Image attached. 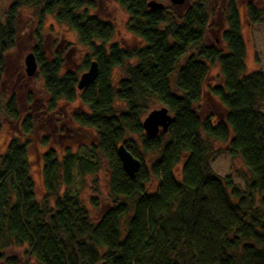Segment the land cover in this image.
I'll return each instance as SVG.
<instances>
[{
    "label": "trees",
    "instance_id": "trees-1",
    "mask_svg": "<svg viewBox=\"0 0 264 264\" xmlns=\"http://www.w3.org/2000/svg\"><path fill=\"white\" fill-rule=\"evenodd\" d=\"M112 1L126 12L127 31L142 46L112 43L114 24L88 14L96 0H12L0 16V83L25 9L38 18L39 36L46 16L76 33L88 50L81 73L93 61L98 66L96 80L79 91L78 74L62 73L60 52L48 60L41 40L33 49L48 109L80 100L88 113H77L74 121L93 129L98 141L89 157L66 152L59 159L54 150L45 152L39 200L28 144L11 139L0 156V251H25L24 261L9 258L5 264H264V72H247L239 12L244 5L250 24H264V4L225 0L224 52L205 41L217 0H198L180 19L167 7L151 10L148 0ZM216 65L222 82L205 94ZM115 69L123 72L117 85ZM204 96L217 99L222 110L218 105L215 114L201 112ZM154 104L166 107L172 122L167 133L150 138L142 122ZM4 110L11 122L20 121L22 135L32 133L33 117L20 120L14 96ZM216 143L228 144L230 156L246 166L244 190L213 171ZM121 144L141 162L134 179L122 167ZM101 158L109 164L112 206L92 220L79 194L67 189L75 172L81 178L97 173Z\"/></svg>",
    "mask_w": 264,
    "mask_h": 264
},
{
    "label": "rangeland",
    "instance_id": "rangeland-1",
    "mask_svg": "<svg viewBox=\"0 0 264 264\" xmlns=\"http://www.w3.org/2000/svg\"><path fill=\"white\" fill-rule=\"evenodd\" d=\"M12 0H0V16L4 19V14ZM97 7L88 9V14L97 16L103 21L111 22L116 29L112 43H118L121 47L132 48L142 46V41L131 35L126 28L128 15L112 0H96ZM151 1V0H148ZM169 9L170 14L180 19L186 9L198 0H186L183 6L171 4L169 0L159 1ZM264 4V0H260ZM225 0L212 2L209 25L206 30L205 41L209 45H218L221 50L226 52L224 43L221 42V34L227 29L225 15L222 7ZM242 36L246 47V68L247 72H264V24H250L246 19L245 6L239 8ZM38 18L32 9H25L20 12L17 25L16 45L6 56V68L0 83V156L5 152L11 139L19 137L21 142L28 144V159L30 173L36 185L37 198L40 200L44 193L43 183V154L49 149L56 152L61 159L66 152L89 157L88 151L93 144H96L98 137L96 132L90 128H82L74 121L77 113H88L80 100L73 103L60 101L54 111L48 109L49 96L43 87V81L38 71L33 77L26 75L25 58L33 53L34 47L39 40L48 60H51L55 51L61 53L65 58V65L62 73L67 71L78 74L80 78L81 69L88 50L82 47L77 35L67 26L59 24L52 16H46L40 29V36L36 33L38 29ZM86 71V70H85ZM84 71V72H85ZM113 82L117 85L123 76L121 69L113 71ZM219 66L212 67L205 82L204 92L207 93L209 86L220 84ZM14 96L19 109L20 120L27 115L33 117L32 133L24 136L20 131V121L11 122L4 110L5 102ZM206 96V95H205ZM204 96V97H205ZM214 103H213V102ZM204 98L198 105V109L204 114H215L219 101ZM164 107L161 104H154L150 112ZM222 110V107L220 106ZM264 112V108L262 109ZM217 120L214 118V121ZM139 141L137 136L129 135ZM213 171L222 179L230 178L235 185L243 190L245 181L249 178L248 170L240 158H232L229 153V145L216 143L214 154L211 161ZM182 164L175 168V176L181 178ZM65 188L61 189V195ZM71 193L77 192L83 205L89 210L92 220L112 206V199L109 194V164L106 159L101 158L100 170L91 175L78 177L75 172V180L67 189ZM157 190V183L151 186L150 192ZM95 200V201H93ZM24 247L11 246L0 251V264H5L9 258L24 261Z\"/></svg>",
    "mask_w": 264,
    "mask_h": 264
},
{
    "label": "water",
    "instance_id": "water-1",
    "mask_svg": "<svg viewBox=\"0 0 264 264\" xmlns=\"http://www.w3.org/2000/svg\"><path fill=\"white\" fill-rule=\"evenodd\" d=\"M171 4L176 6H183L186 0H169ZM147 6L151 10H162L164 5L155 0L148 2ZM26 75L33 77L38 71V63L33 53H30L25 58ZM98 76V66L95 61L91 62L89 68L83 72L78 80L77 88L79 91L84 90L91 83H93ZM172 122V116L166 107L153 110L149 112L142 122V128L146 136L154 138L160 133H167ZM118 156L121 160L122 167L125 173L132 179L136 177V174L141 168V162L135 158L123 144L118 146Z\"/></svg>",
    "mask_w": 264,
    "mask_h": 264
}]
</instances>
